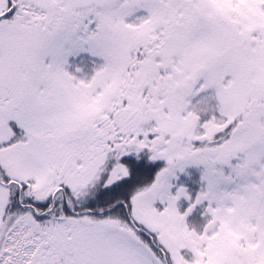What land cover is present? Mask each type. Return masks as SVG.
I'll return each mask as SVG.
<instances>
[{
	"label": "snow or ice",
	"instance_id": "obj_1",
	"mask_svg": "<svg viewBox=\"0 0 264 264\" xmlns=\"http://www.w3.org/2000/svg\"><path fill=\"white\" fill-rule=\"evenodd\" d=\"M0 264H264V0H0Z\"/></svg>",
	"mask_w": 264,
	"mask_h": 264
}]
</instances>
